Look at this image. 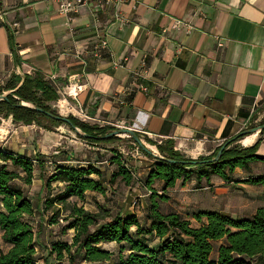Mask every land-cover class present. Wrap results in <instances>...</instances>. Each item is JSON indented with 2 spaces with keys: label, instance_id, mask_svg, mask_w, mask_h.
Masks as SVG:
<instances>
[{
  "label": "crops",
  "instance_id": "0c3cea01",
  "mask_svg": "<svg viewBox=\"0 0 264 264\" xmlns=\"http://www.w3.org/2000/svg\"><path fill=\"white\" fill-rule=\"evenodd\" d=\"M0 16V86L16 74L40 73L60 96L49 105L90 125H123L158 144L171 140L192 159L243 134L234 145L262 139L257 154L264 157V0H129L119 9L85 6L73 20L58 13L54 0H0ZM103 39L109 47L97 59ZM142 68L145 77L135 78ZM0 121L13 125L10 135H0L3 149L46 156L39 148L28 152L35 147L26 130L42 127ZM250 166L229 180L212 176L201 188L195 179L179 180L174 190L193 197L206 191L207 199L192 205L197 211L249 218L264 208V185L249 182L264 177V163Z\"/></svg>",
  "mask_w": 264,
  "mask_h": 264
},
{
  "label": "trees",
  "instance_id": "16d2710c",
  "mask_svg": "<svg viewBox=\"0 0 264 264\" xmlns=\"http://www.w3.org/2000/svg\"><path fill=\"white\" fill-rule=\"evenodd\" d=\"M9 90L14 91L0 100V117H12L14 123L38 124L46 131H54L62 125L72 130L68 124L23 105L24 102L30 103L45 112L59 115L49 105L60 99L57 88L40 73L24 78L13 75L4 86H0V96ZM68 118L83 133L91 136L79 135L88 142L114 144L120 140L117 136L103 138L116 130L114 127L90 125L73 115ZM242 137L243 134H239L218 147L213 155L197 159L187 158L176 150L171 140L164 144L147 140L157 146L162 157L176 161L171 163L147 153L155 159L144 183L152 193L149 227L142 226L136 214L119 213L111 217L101 205H98V211L85 208L87 193L106 194L100 180L103 171L96 165L85 167L51 162L54 166L49 172L46 169L48 161L43 155L31 159L0 148V231L3 242L9 247L7 252L0 253V264H41L36 244L43 220L36 230L31 218L50 211L49 225H60L62 220L66 222L61 227L62 232L73 231L74 234L72 243L52 244L42 264H65V261L78 264L79 258L95 264H263L264 208H259L252 217L242 219H234L219 211H195L189 217L198 222L194 224L180 213H162L154 188L156 181L162 182L163 190L167 191L174 188L179 180L185 183L192 179L201 188L204 180L210 184L212 176L229 180L237 168L250 172L252 162L264 163V157L257 154L262 139L252 147L234 145ZM223 147L220 159L213 161ZM115 162L119 170L112 181L121 177L130 185L133 180L131 171L120 158H115ZM37 169L41 171V192L47 193L42 209L34 205L25 188L17 183L20 181L25 186H31ZM93 176L100 179L96 180ZM249 182L264 185V177H253ZM55 185L61 188L56 195L52 193ZM159 198L166 200L164 196ZM151 235L159 239L158 247L150 245L148 238ZM219 241L222 243L218 246L216 242ZM103 243L118 244L119 249L117 252L105 249ZM214 253H217L216 258Z\"/></svg>",
  "mask_w": 264,
  "mask_h": 264
},
{
  "label": "rangeland",
  "instance_id": "374dc122",
  "mask_svg": "<svg viewBox=\"0 0 264 264\" xmlns=\"http://www.w3.org/2000/svg\"><path fill=\"white\" fill-rule=\"evenodd\" d=\"M65 117H68L66 113H60ZM124 128L123 125L116 127ZM13 125L10 121H2L0 125V135L6 137L12 132ZM32 131V132H31ZM26 133H32L30 139L27 142L34 146V149L28 150L30 153L38 148L44 151L46 154L47 170L51 172L53 170V163H64L70 166H88L90 164L96 165L103 171L101 179L98 176H93L96 180H101L106 188V194L102 195L96 192H89L86 195L88 199L86 201L87 207L91 211H98V205L104 207L111 217L121 213L123 215L136 214L140 219L142 226L149 227L151 220L149 219L150 204L152 193L145 187L144 183L147 175L155 163V159L148 155L138 144L133 142L129 136L122 135L120 140L114 144H95L82 139L74 130L62 125L57 127L54 131H46L35 127L34 129L26 130ZM144 142V146L152 153L161 156L157 147L154 146V150L151 149L150 143L140 137ZM1 145V143H0ZM4 147V146H3ZM2 148V146H0ZM68 156V157H67ZM186 156V155H185ZM187 157V156H186ZM115 158H120L127 169L132 173L133 180L130 185L118 177L114 182V174L118 172V165L115 162ZM189 158V157H187ZM192 159V158H190ZM37 180L31 186H25L20 181L17 183L23 186L26 190V195L31 199L35 206L43 208V202L47 196L46 192H41V182L39 181V175L37 174ZM155 192L157 195L164 196L166 200H161L157 197V201L160 203V210L162 213H180L183 216L191 217L192 214L197 211L192 205H197L198 201L206 200V191H200L199 196L193 197L191 193H185L182 195L179 190L170 188L167 191L163 190V183L156 181L154 184ZM60 187L55 185L52 193L54 195L60 192ZM194 194V193H193ZM193 199V201H192ZM194 203V204H193ZM85 204V203H84ZM202 208H211V206L204 203L201 204ZM51 213V211H50ZM37 214L31 220L33 221L36 230L43 220L42 232L37 242V257L41 260L48 255V248L56 242H69L72 243L73 231L63 233L61 227L66 222H60V225H49L50 214ZM42 217V218H41ZM149 243L152 247H158L159 239L151 235L149 236ZM105 249L117 252L119 245L115 243L104 244ZM8 249V246L2 240V232L0 231V253ZM55 262L54 259L51 260ZM65 264H69L65 261ZM78 264H95L87 263L78 259ZM99 264V263H97Z\"/></svg>",
  "mask_w": 264,
  "mask_h": 264
},
{
  "label": "built area",
  "instance_id": "2783aa9c",
  "mask_svg": "<svg viewBox=\"0 0 264 264\" xmlns=\"http://www.w3.org/2000/svg\"><path fill=\"white\" fill-rule=\"evenodd\" d=\"M57 5L58 13L69 20H73L74 17L80 13L81 9L85 6L97 4L101 8H112L119 9L121 5L128 2L129 0H54ZM0 21L1 16H0ZM179 22H176L177 25ZM18 23L12 25L13 28L18 27ZM108 41L103 39L98 45H96L93 56L95 58H102L103 52L108 49ZM145 77V70L142 68L140 71L135 73V78L142 79ZM141 90L147 91V87L141 86Z\"/></svg>",
  "mask_w": 264,
  "mask_h": 264
},
{
  "label": "water",
  "instance_id": "95a60500",
  "mask_svg": "<svg viewBox=\"0 0 264 264\" xmlns=\"http://www.w3.org/2000/svg\"><path fill=\"white\" fill-rule=\"evenodd\" d=\"M7 97V95H1L0 96V100L2 99H5ZM34 109H36L37 111L39 112H42V113H46L49 117L55 119V120H58V121H62L66 124H68L72 130H74L76 133L84 136V137H91L90 135H87L85 133H83L77 126H75L72 121L68 118V117H65L63 116L62 114H59V115H53L52 113H49V112H45L43 109L41 108H38V107H35ZM260 129L263 131L264 130V125L260 127ZM259 129L255 128V129H252L250 131H246V133H255L256 131H258ZM122 135H125V136H129L131 137L146 153L152 155L153 157L155 158H159V159H163V160H167L171 163H175L176 161L175 160H171V159H165L164 157L162 156H158L154 153H152L150 150H148L145 146H144V142L142 141V139L137 135V133L132 130L131 128H128V127H124V128H119V129H116L114 130L113 132H111L109 135H106L104 136L103 138H109V137H113V136H117V137H120ZM223 149L224 147L219 151V153L217 154V156L213 159V161H218L222 155V152H223ZM264 264V263H263Z\"/></svg>",
  "mask_w": 264,
  "mask_h": 264
},
{
  "label": "bare ground",
  "instance_id": "6f19581e",
  "mask_svg": "<svg viewBox=\"0 0 264 264\" xmlns=\"http://www.w3.org/2000/svg\"><path fill=\"white\" fill-rule=\"evenodd\" d=\"M72 88H73V90H72V91H74L75 87H72ZM153 150H154V152H155V148H154Z\"/></svg>",
  "mask_w": 264,
  "mask_h": 264
}]
</instances>
